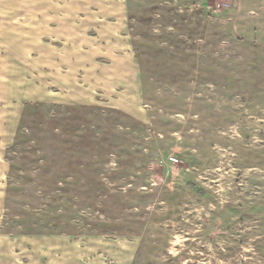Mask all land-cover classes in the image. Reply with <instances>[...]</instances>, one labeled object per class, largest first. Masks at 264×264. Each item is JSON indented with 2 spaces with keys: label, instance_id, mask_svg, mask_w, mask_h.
<instances>
[{
  "label": "rangeland",
  "instance_id": "obj_1",
  "mask_svg": "<svg viewBox=\"0 0 264 264\" xmlns=\"http://www.w3.org/2000/svg\"><path fill=\"white\" fill-rule=\"evenodd\" d=\"M0 264H264V0H0Z\"/></svg>",
  "mask_w": 264,
  "mask_h": 264
}]
</instances>
